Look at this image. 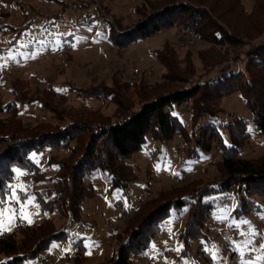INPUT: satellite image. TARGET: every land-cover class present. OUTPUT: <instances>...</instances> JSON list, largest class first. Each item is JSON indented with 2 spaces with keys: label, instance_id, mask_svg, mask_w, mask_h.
I'll use <instances>...</instances> for the list:
<instances>
[{
  "label": "trees",
  "instance_id": "trees-1",
  "mask_svg": "<svg viewBox=\"0 0 264 264\" xmlns=\"http://www.w3.org/2000/svg\"><path fill=\"white\" fill-rule=\"evenodd\" d=\"M253 2L252 12L247 13L240 0H157L154 3L144 0L143 6L136 8L141 20L122 31L114 25L113 19L107 17L111 36L123 35L124 40L117 42L119 48L141 43L171 28L211 44L212 48L202 50L198 55L202 64L212 63L207 73L195 82L181 78L177 80L181 85L169 91L157 92L150 87L146 93H138V107L125 99L122 88L127 86H120L119 73L112 80L117 86H101L102 83L93 78L86 88L69 87L66 98L74 95L80 99L82 109L75 106L58 109L45 98L43 92L46 90L25 101L22 97L24 91L20 88L22 80L13 78L11 91L14 99L7 103L0 101V113L11 114L18 120L22 106L38 104L53 113L56 122L23 126V121L19 120L14 128L5 122L0 126V200L3 201L0 212L10 206L11 190L15 189L17 195L21 194V200L35 203L36 215H45L43 221L35 224L17 218L14 226L0 232V264H31L44 252H49L47 250L53 242L69 237L81 219L82 203L93 195L86 178L94 171L101 170L103 179L112 189H126L138 178L130 158L145 147L148 139L166 144L177 134L189 138L180 111L186 104L190 105L195 149L211 151L215 142L221 150L217 165L221 178L161 200L144 217H141L142 205L139 208L129 206L134 210L133 216L125 230L119 228L114 235V239H119L120 235H125V239L105 264H135L136 259L150 249L164 221L173 213L184 210L188 211V220L175 238L181 244L182 254H187L193 242L204 237V225L214 210L213 204L206 201L209 196L232 193L237 200L234 215L243 216L260 210L255 195H264V155L256 159L244 157L243 144L251 135L248 131L251 122L264 136V38L252 43L248 35L240 38L234 32L236 30L228 26L231 24L229 16L240 12L243 21L253 24L257 35L263 36L264 25L258 24H263L260 19L264 18V0ZM28 19L26 13L18 27L0 22V35L3 31H11L3 50L19 51L32 27ZM239 41H247L243 52L234 55L225 52L227 46L239 45ZM164 50L171 52L173 49L170 46ZM156 58L169 69L163 50L157 51ZM194 70L193 65L187 76L194 77ZM163 77L171 80L169 72ZM116 87L120 88L116 90ZM237 93L245 101L251 120L237 115L225 121L221 118L222 102ZM101 99H109V103L116 106L112 116L91 115V102ZM223 133L229 134L228 144ZM42 156H46L45 166L39 162ZM28 183L31 185L30 194H22ZM42 183H51L52 186L38 189ZM69 214H72L74 223L73 229L67 230L58 225L56 219L64 222ZM76 244L80 246L81 242ZM84 250L80 246L74 256L75 264L85 259ZM166 251L172 254L171 249Z\"/></svg>",
  "mask_w": 264,
  "mask_h": 264
},
{
  "label": "rangeland",
  "instance_id": "rangeland-1",
  "mask_svg": "<svg viewBox=\"0 0 264 264\" xmlns=\"http://www.w3.org/2000/svg\"><path fill=\"white\" fill-rule=\"evenodd\" d=\"M143 1L0 0V22L18 27L26 13L28 20L32 22V27L21 42L19 51L2 49L3 46V48L7 46L10 30L3 31V35H0V101L7 103L14 99L11 81L18 77L22 80L20 88L24 91L22 97L25 101L46 90L43 92L45 98L58 109L70 106L82 109L80 99L74 98V95L69 99L66 98L69 95V87L86 88L93 78H96L95 82L102 83L101 86L105 84L111 87L117 86L115 83L113 85L112 80L114 75L119 73L120 86L124 84L127 86L122 88L125 99L138 107L140 105L138 93H146L150 87L157 92L169 91L181 85L177 82L181 78H189V81L195 82L198 77L207 73L213 65L202 64L198 55L200 51L212 48L211 44L175 28L166 29L148 40L132 43L126 48L117 47V42L123 41L124 38L123 35L111 36L107 17L113 19L119 31L132 27L142 18L138 16L136 8L142 7ZM150 1L154 3L157 0ZM240 4L247 13L252 12L254 8L253 0H240ZM228 19L231 22L228 26L232 30L235 29L236 31H233L240 38L246 34L253 40L252 43L263 40L264 35L259 37L258 32L254 31L253 24L243 21L240 12L229 16ZM260 21L263 24L258 25H264V18ZM239 42H241L239 45L227 46L225 52L229 55L243 52L247 48L244 45L247 41ZM170 46L173 49L171 52L164 50ZM161 50L170 64L169 69L156 58L157 51ZM5 63L13 65L14 69L5 73L3 71ZM192 64L196 68L195 76L188 77ZM136 67L140 71L139 76L134 81H130L132 69ZM168 72L171 80L163 77ZM117 88L120 87L115 89L118 90ZM109 102V99L92 101L89 109L91 115L99 113L104 117L112 116L116 106ZM221 108V118L225 121L237 115L251 120L250 111L239 93L225 98ZM180 111L186 122L189 138L177 134L166 144L148 139L145 147L130 158L138 178L134 179L126 189H112L103 179V172L94 171L86 178V184L93 195L82 203L81 219L75 224L74 229L73 226L71 227L73 230L69 237L53 242L47 251L59 257L67 251L83 246L85 259L79 260L78 264H105L125 239V235L118 236L119 239L110 241L107 239L110 234L107 222L115 213L129 206L139 208L142 205L141 217H144L161 200L181 191L188 192L191 188L216 182L221 178L217 166L221 160L220 148L213 142L211 151L195 149L190 105L186 104L180 108ZM19 118L17 120L11 114L0 113V126L5 122L14 128L19 124V120L23 121V126L56 122L53 113L38 104L22 106ZM248 131L251 135L243 144V155L246 158H260L264 155V136L258 133L252 122ZM223 136L225 143L228 144L229 134L223 133ZM45 158L46 156L39 158L42 166H45ZM25 185L22 194L29 195L31 185L29 183ZM50 186L51 183H42L38 185V189ZM18 196L19 203L15 198L10 199V206L0 212V232L14 226L17 218L29 224L45 219V215L41 213L36 215L35 203L31 200L24 202L21 200V194ZM255 199L261 206L260 210L242 216L234 215L237 200L232 193L207 197L206 201L214 206L213 213L204 225V237L195 240L187 254H182L181 244L175 237L184 228L188 220V211L173 213L164 221L162 230L152 240L150 249L137 258L135 264H153L155 254L167 249L172 250L169 264H226L232 259L233 254L241 257V251L245 253L243 258L250 253H253V259L264 256V249L260 247L264 244V218H262L264 195H255ZM66 220L62 222L57 217L56 222L65 228ZM129 220L130 218L120 224L122 231L127 227ZM241 220L250 222L251 229L249 225L241 224L239 228L235 227L238 234L228 240L226 236L229 229ZM253 231L255 235L251 234ZM245 241L250 243L245 244ZM75 242H81V245ZM237 245L240 246V250L233 251ZM250 248L254 250L250 252ZM205 249L209 252L215 251L217 259H211ZM237 264H241V261ZM258 264H264V260L259 261Z\"/></svg>",
  "mask_w": 264,
  "mask_h": 264
},
{
  "label": "built area",
  "instance_id": "built-area-1",
  "mask_svg": "<svg viewBox=\"0 0 264 264\" xmlns=\"http://www.w3.org/2000/svg\"><path fill=\"white\" fill-rule=\"evenodd\" d=\"M14 69V66L11 64H6L3 71L9 72ZM139 69L133 68L130 76V81H134L139 76ZM134 214V210L127 208L122 209L120 212L115 213L113 216H111L108 219L107 222V229L110 232V234L107 236V239L113 240L115 233L118 232L120 228V224L126 222L129 218H131ZM67 224H65V228L67 230H70L73 226V217L72 214H69L67 220ZM65 222V223H66ZM238 234V230L235 229V227H232L229 229V232L227 233V239L229 240L232 236H236ZM79 248H76L75 250H70L64 253L61 257H56L50 252H44L39 258L35 259L31 264H75L74 263V256L76 255ZM171 257V254L168 251H164L161 253H158L154 256V263L153 264H169V258ZM251 257L254 258L253 253L247 254L244 260L249 259ZM242 260L241 257H236L235 254H233L232 259L228 261L226 264H237Z\"/></svg>",
  "mask_w": 264,
  "mask_h": 264
},
{
  "label": "snow or ice",
  "instance_id": "snow-or-ice-1",
  "mask_svg": "<svg viewBox=\"0 0 264 264\" xmlns=\"http://www.w3.org/2000/svg\"><path fill=\"white\" fill-rule=\"evenodd\" d=\"M17 171H19V170H17ZM9 188H11V186H9ZM11 196L16 199L17 203H19V199L20 198L16 194L15 189H12L11 190ZM2 202L3 201L0 200V203H2ZM262 218H264V217H262ZM241 224H247V225H249V228L251 229L250 222H248L247 220H241V221H239V223L234 224L233 227L239 228V226ZM251 234L252 235H255L256 233L253 231ZM244 243L247 244V243H250V242L249 241H245ZM260 247H261V249H264V244H261ZM214 248H215V246H213V249ZM239 250H240V246L239 245H237L236 247L233 248V251H239ZM253 250L254 249H252V248L249 249L250 252L253 251ZM205 251L209 254V256H210L211 259H213V260H216L217 259V254H216L215 251L209 252L208 249H205ZM240 255H241V258H242L241 264H258L259 261L264 260V256H257V257H255V259H252L251 257H249V259L244 260L243 257L245 255V253L242 252V251L240 252Z\"/></svg>",
  "mask_w": 264,
  "mask_h": 264
}]
</instances>
